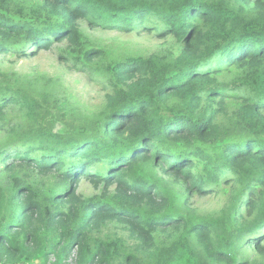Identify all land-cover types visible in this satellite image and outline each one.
<instances>
[{"label": "trees", "instance_id": "1", "mask_svg": "<svg viewBox=\"0 0 264 264\" xmlns=\"http://www.w3.org/2000/svg\"><path fill=\"white\" fill-rule=\"evenodd\" d=\"M53 45L104 97L0 64V262L264 264V0H0L1 61Z\"/></svg>", "mask_w": 264, "mask_h": 264}, {"label": "rangeland", "instance_id": "2", "mask_svg": "<svg viewBox=\"0 0 264 264\" xmlns=\"http://www.w3.org/2000/svg\"><path fill=\"white\" fill-rule=\"evenodd\" d=\"M92 36L102 43L145 55L156 51L158 47H168L163 45V42L168 40L159 38L152 33H147L145 30L142 33H136L134 31L133 33L122 34L113 30L96 29L92 32ZM170 45L171 43L169 41ZM173 46L176 53H178V45L175 43ZM7 59L9 62L0 60V64L4 65L7 69L14 68L12 70L20 73H42L58 77L69 92L78 95L79 101L83 105L92 108L100 104L103 100L104 90L92 83L85 73L70 70L58 59L57 45H53L48 49H39L36 54L30 57L26 56L16 59L15 56H9ZM79 192L91 195L95 192V189L87 181H82ZM195 203L202 209H212L219 203V198L210 195L195 197ZM51 260H54V257H51Z\"/></svg>", "mask_w": 264, "mask_h": 264}, {"label": "built area", "instance_id": "3", "mask_svg": "<svg viewBox=\"0 0 264 264\" xmlns=\"http://www.w3.org/2000/svg\"><path fill=\"white\" fill-rule=\"evenodd\" d=\"M0 264H7L6 262H0Z\"/></svg>", "mask_w": 264, "mask_h": 264}, {"label": "crops", "instance_id": "4", "mask_svg": "<svg viewBox=\"0 0 264 264\" xmlns=\"http://www.w3.org/2000/svg\"><path fill=\"white\" fill-rule=\"evenodd\" d=\"M24 264H29V263H24Z\"/></svg>", "mask_w": 264, "mask_h": 264}, {"label": "clouds", "instance_id": "5", "mask_svg": "<svg viewBox=\"0 0 264 264\" xmlns=\"http://www.w3.org/2000/svg\"><path fill=\"white\" fill-rule=\"evenodd\" d=\"M8 264V263H7Z\"/></svg>", "mask_w": 264, "mask_h": 264}]
</instances>
